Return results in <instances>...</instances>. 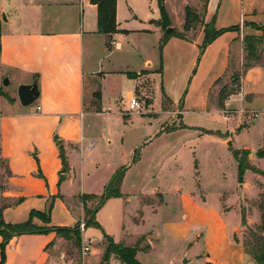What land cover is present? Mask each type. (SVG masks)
<instances>
[{
    "label": "crops",
    "instance_id": "0c3cea01",
    "mask_svg": "<svg viewBox=\"0 0 264 264\" xmlns=\"http://www.w3.org/2000/svg\"><path fill=\"white\" fill-rule=\"evenodd\" d=\"M152 1L117 0L118 28L127 33L115 34L110 50L108 37L98 32V9L91 0H0V67L3 76L10 81L15 80L17 87L37 81L40 90L35 110L23 107L18 96L12 95V102L0 96L4 108L0 115V156L7 167L4 188L0 190V208L5 206L3 217L7 223L27 222L32 211L46 212L52 205L50 223H45L39 217H35L33 223L48 228H73L81 224L85 217L83 203L79 202L80 196L101 197L114 174L123 167H126L121 188L123 196L109 199L108 202L122 199L127 204L129 198L134 196L137 208H148L152 213L160 214L165 202L160 188L154 186L146 192L139 190L135 195L127 189L133 167H137L143 157L134 162L135 153L133 149L125 148V138L137 130L141 134L147 132L144 142L150 139L153 142L164 134L182 136L187 132L201 137L212 136L209 132H222L206 127L202 122L212 125L214 117L222 115L220 109L211 105L212 95L218 83L227 79L230 72L243 71L244 39L247 36L260 37L261 31L254 29V26H264V0H206L202 9L205 21H214L217 30L226 31L203 51L202 36L191 38L188 34L187 39L173 36L168 38L160 51L165 31L154 24L161 19V14L158 0L154 3L157 13L151 14ZM188 6L191 5L187 2L183 5L185 9ZM192 6L200 10L196 4ZM168 14L171 17V13ZM181 16L177 24L172 20L173 16L170 18L173 28L178 32L184 31L185 10ZM134 37L153 38V50L157 45L156 52L144 58V55H140L134 64L135 70L130 69L132 64L115 66L114 53L128 55L129 39ZM262 54V64L242 74L240 91L229 97L225 107L235 110L229 120H232L233 130H238L242 122L248 119L240 111L258 112L259 116L241 130L250 132L254 128L264 140V42ZM128 72L138 76L130 79ZM117 77L124 80L118 82L115 79ZM144 81L150 82L149 89L143 86ZM140 86L142 94L150 93L146 108L131 113L129 108L124 110L116 107L114 125L94 124L95 117H106L113 112L106 105H115L121 94L118 89L127 90L129 101L135 97ZM98 91L101 94L100 111L94 105V94ZM157 101L161 110L155 109ZM133 116L139 117L136 121L140 127L133 126ZM168 124H174L172 131L166 130ZM224 135L221 142L228 144L232 138L229 130ZM96 137L105 139L106 146L97 147ZM92 142H95V146L89 149ZM178 142L182 143L178 139L169 148L173 146L174 150H178L179 145L175 146ZM60 144L66 152L69 165V172L64 175L61 183ZM114 144L117 146V155L111 158ZM248 147L244 146L242 150L252 152ZM85 152L92 155L97 166L103 160L104 163L108 162L106 168L110 169L93 180L90 186L85 175ZM77 154H80L81 159L80 174L76 172L75 166ZM132 160V165L128 166ZM38 172L50 178L53 184L79 186L80 192L76 195L72 193L73 201H70L59 187L48 191L44 179L37 177ZM259 183L255 187L256 194L259 193ZM250 190V184L245 183L241 191L244 201L247 200L245 193ZM73 192L78 191L75 189ZM176 192L180 195L181 216L166 222L164 227L176 241L184 244L193 241L196 246L205 236L204 251L196 256L199 262L257 264L246 254L241 240L217 245L215 249L209 247V243L214 247L219 238L216 224H223L217 215L220 211L211 212L217 221L210 220L198 207L195 194L182 192L179 187ZM231 194L234 198L238 195L235 196L234 192ZM250 197L254 199L252 194ZM241 206L236 199L232 206L224 204V210L227 213H239ZM200 214L206 217L203 221L196 219ZM134 215L133 223L143 224V214L138 209ZM241 227L232 228L235 235ZM88 228L83 234V240L93 239L94 244L99 242L91 235L86 237ZM103 234L106 235L104 231ZM151 235L127 234L124 240L113 239L116 243L127 245L132 239L148 236L150 243L137 253V260L142 264H151L146 255L158 247ZM2 241L0 236V244ZM57 241V233L53 231L16 236L6 248L4 264H51ZM210 260L212 262L207 263ZM190 261L193 263V259ZM176 262L174 260L168 264Z\"/></svg>",
    "mask_w": 264,
    "mask_h": 264
},
{
    "label": "rangeland",
    "instance_id": "374dc122",
    "mask_svg": "<svg viewBox=\"0 0 264 264\" xmlns=\"http://www.w3.org/2000/svg\"><path fill=\"white\" fill-rule=\"evenodd\" d=\"M165 7L169 13H171V17L173 16L174 23H178L182 18L181 13L185 10L183 7L184 3H189L191 8L192 5L199 6L200 10L195 9L202 19V23L195 29L189 31L187 34L191 38H197L199 35L202 36V40L205 37V26L208 24L203 15V6L206 0H164ZM155 0L150 4V11L152 13H157L156 8L154 6ZM202 7V8H201ZM157 24V21L154 22ZM171 28L172 22H171ZM169 27V28H170ZM168 29V28H167ZM166 29V30H167ZM176 29V28H173ZM254 29L261 31V35H264V30L262 26H254ZM163 30V29H162ZM166 30L164 33H166ZM164 31V30H163ZM154 40L151 37L143 38V37H134L133 39H129V54L128 55H117L114 53V63L115 66L125 67L127 64H132L130 69L135 70L134 64L140 58V55H151L156 52V49L153 50ZM112 50V49H110ZM237 72H230L227 79H223L218 84V87L214 90V93L211 98V105L213 107H217V100L221 89L226 84H231L232 75ZM240 73V72H239ZM6 76H3L2 69L0 67V90L1 92L7 94L10 98L15 95L18 96V87L16 85L15 80L10 81L9 86H4V80ZM118 82L120 80H124L122 77L115 78ZM121 81V82H122ZM145 82V83H144ZM142 84L146 89H149L150 82L144 81ZM123 88V87H122ZM139 91L136 92L135 97H137L140 102L142 108H146V103L149 100L150 93L142 94L140 91L141 86L138 88ZM120 97L117 99L115 105L112 106L106 105V107H111V111L113 112L106 117H95L94 124L97 125L101 123L106 125L110 123L114 125L113 119L115 117L116 107L123 108L127 110L129 108V101L127 100V90L126 89H118ZM150 91V90H149ZM158 102V101H157ZM156 102L155 109L161 110L159 106V102ZM37 103V102H36ZM36 103L33 104L29 108L30 110H35ZM94 103H97L96 99ZM2 103L0 101V115L1 112L4 111L2 107ZM126 106V107H125ZM219 109V108H218ZM222 111V115H216L214 117V124L210 125L208 122H202L206 127L217 129L222 131L219 134L204 135L196 137L193 133H183L175 135H163L162 138L157 139L153 142L152 140H147L144 142L147 137L146 134H141L140 130L133 131V133L129 134L128 138H125V148L133 149L136 158L143 157V161L137 166L133 167V171L130 175L129 182L127 183V189H129V193L132 195L142 190L143 192L150 191L152 187L156 186L161 189L162 194H164L165 202L163 207V211L160 214H154L150 211V209H142L138 207L135 197L129 198V203L125 204L122 199H114L110 200L107 204L105 203L104 207L101 208L99 214H97L96 220L99 226H90L87 230L86 237H90V235L95 238V241H99L92 245L91 253L84 255L83 254V234L82 235V243L80 247H76L74 244L73 235L69 231H57L58 241L55 244L54 248V258L51 264H124L114 255L111 256L109 262L103 260V256L107 247V241L103 234V231L106 235L111 236L117 241L124 240L125 235L132 234L134 236H141L144 234L152 233L151 238L154 243L158 244V247L154 249L150 254H147L148 262L151 264H168L171 261H174L178 264H183L185 259L189 260L187 264H204V261L200 262L196 259L197 254L202 253L204 251V238L199 242L198 245L194 246L193 241H190L189 244H184V242L176 241L172 235H170L164 224L170 220H175L181 216V206L179 201V194L176 192V189H181L182 192H188L195 194L194 199H196L198 203V207H200L208 216L210 220L217 221L214 214L211 212H219L217 213L218 217H220L223 221V224H216L217 230L219 233V238L217 239L216 244L212 247V243H209V247L215 249L217 245L223 246L227 242H236L235 237L241 240V242L250 240V230H257V228L261 225V216L264 213V177L256 174L252 171L246 172L244 175V183H249L252 190L247 191L246 198L247 200H243L241 196V188L242 185L239 183L238 178V162L235 159L236 151H244L242 150L244 146H249L250 150H256L251 152L249 156V162L252 166L257 169L264 170V161L263 158L257 157V151L263 146L264 140L261 138L259 132L256 129H251L250 132H246L241 130L246 127L250 119L244 120L239 127V130H233L232 128V120L229 121L227 117L233 114L235 110H230L225 107ZM136 112V111H134ZM225 115V116H224ZM176 117V115H174ZM179 116V115H177ZM226 117V119H225ZM136 116L132 117L133 126L140 127L139 123L136 121ZM227 120V121H226ZM86 124H88V120L86 119ZM131 124V123H130ZM244 126V127H243ZM174 124L167 126L166 130L173 129ZM229 130V136L232 137V144L227 145L223 144L221 141L225 137V132ZM241 130V131H240ZM237 131H240L236 134ZM148 134L150 135L151 133ZM180 136V137H179ZM180 141L182 143H177L175 146H178V150H174L172 144L176 141ZM97 147L98 146H106L105 139L99 137L95 138ZM117 146L114 144V148L112 149L111 158H115L117 155L115 152V148ZM88 152H85V175H87L88 186H90L96 178L106 174L110 169L106 168L108 162L104 163L103 160L100 162V166H97L92 155H88ZM37 161V160H36ZM80 154L76 156V172L80 174ZM98 161V159L96 160ZM38 163V161H37ZM132 162L128 165L131 166ZM39 164V163H38ZM40 168V165H39ZM38 178L44 179L46 182V189L48 191H52L54 188L59 187L62 191V194L66 196L67 199L73 201V194L75 195L80 192V187L75 186H66L64 183L61 185L53 184V181L47 177H44L40 172L37 173ZM7 177V167L4 159L0 156V190L4 188L3 184L5 183V179ZM79 180V179H78ZM260 181V189L258 190V194H256L257 183ZM93 185V184H92ZM77 190L78 192H73V190ZM235 193L236 198L231 194ZM253 195L254 199H249V195ZM256 194V196H255ZM203 196V198H202ZM223 196L227 197L226 199ZM97 198H100L99 196ZM205 199V200H204ZM236 199L239 202V213L235 211L227 213L224 210L225 205H233L236 202ZM79 202L82 203L81 198H79ZM156 203H160L159 200H155ZM155 203V204H156ZM98 202L95 200H88L87 206L94 209L97 206ZM84 206V205H83ZM245 210L246 213V224H242V216L241 209ZM139 210L143 214V224H134L133 216H136V210ZM158 207H156V210ZM218 210V211H217ZM90 216L87 211L85 212L84 221L82 223L87 224ZM205 215L200 214L196 217L199 221H203L205 219ZM81 223V224H82ZM36 225V224H35ZM241 227L238 229V232L235 233L232 231L234 226ZM38 226V225H36ZM40 228L46 226H38ZM222 229L224 231L222 232ZM202 232H204L202 230ZM259 233V230H257ZM206 234V231L204 232ZM235 235V237H234ZM133 241H129L127 243V247L138 245L139 248H142L148 241V236H143L140 238L132 239ZM124 245V244H123ZM189 245H192L189 248ZM151 247V244L148 246ZM145 248V247H144ZM193 259V263L190 260ZM212 260L207 263H211Z\"/></svg>",
    "mask_w": 264,
    "mask_h": 264
},
{
    "label": "trees",
    "instance_id": "16d2710c",
    "mask_svg": "<svg viewBox=\"0 0 264 264\" xmlns=\"http://www.w3.org/2000/svg\"><path fill=\"white\" fill-rule=\"evenodd\" d=\"M93 5L97 6L98 9V32L106 35L108 37V47L112 48L113 36L115 34H125L126 31H122L118 28L117 23V0H91ZM159 10L161 14V19L157 21V24L165 31L167 28L171 26V19L169 17L168 11L165 7L164 0H158ZM202 23V19L198 12L191 8L186 7L185 9V23H184V31L178 32L176 29L169 33H165V38L162 39L160 43L159 50L162 51L166 41L170 37H177L181 39H187V33L191 30H195ZM235 28H232L234 30ZM264 30V26H262ZM226 30H217L214 24V21H211L205 26V37L203 43L201 45V50L203 51L209 44H211L217 37H219ZM1 33V32H0ZM264 35L257 36H247L244 39V50H245V58L243 71L237 72L232 75L231 84H226L220 91L217 107L220 110L225 109V102L229 99L230 96L237 94L240 91V80L242 74L248 69L260 65L263 62V48ZM1 49V47H0ZM143 74V73H142ZM127 76L130 79H135L138 75L135 73L128 72ZM219 84V83H218ZM0 96L6 97L9 101L12 102V98H10L7 94L0 91ZM94 97L97 103H94L96 109L100 111L99 101L101 99L100 92H96ZM173 129H170L172 131ZM239 130V129H238ZM208 133V132H207ZM211 134H216L214 132H209ZM57 139V138H56ZM59 155L62 162V170L60 171V183L65 178L64 175L69 172V165L67 161L66 152L60 144L59 146ZM251 152L249 150L244 151H236L235 159L238 162V178L239 183H244V175L247 171H252L260 176L264 177V170L257 169L252 166L249 162V156ZM258 158H264V142L263 146L257 151ZM137 160L136 155L134 158V162ZM126 172V167L118 170L110 182L104 189V193L100 198L91 195H82L80 196L82 203L84 205L85 212L87 211L90 216L87 221L86 228L92 226H99L96 221V214L103 207V205L112 198H120L123 196L121 192L122 183L124 180ZM96 200L98 202L97 206L92 209L87 206L88 200ZM5 206L0 208V236L3 238L2 243L0 244L1 251V260L0 264L5 263L6 259V248L9 242L16 236L26 235V234H40V233H49L57 231H69L73 235V240L75 241L76 247H80L82 243V235L80 224L74 226L73 228H60V227H38L33 223V219L35 217H39L45 221V223H50V213L52 210V205L48 208L46 212H37L32 211L31 217L27 222L12 224L7 223L3 217V210ZM242 215V224H246V213L245 210L241 209ZM261 225L257 228V230H250V240L242 242L243 247L247 255H249L252 260L257 264H264V213L261 216ZM107 241V247L103 256V260L109 262L111 256L117 257L124 264H142L137 260V253L141 250L138 245L127 247L121 243H116L113 238L108 235H105ZM237 242H240L238 238L235 237Z\"/></svg>",
    "mask_w": 264,
    "mask_h": 264
},
{
    "label": "water",
    "instance_id": "95a60500",
    "mask_svg": "<svg viewBox=\"0 0 264 264\" xmlns=\"http://www.w3.org/2000/svg\"><path fill=\"white\" fill-rule=\"evenodd\" d=\"M173 31V28H168L166 30V33H171ZM10 80L8 77L4 80V86H9ZM40 98V90L38 86V82L34 81L32 84H22L18 87V99L21 103V105L25 108L32 106L35 104L38 99ZM232 142L229 141L227 145H231ZM241 191L243 192L244 184L240 186ZM189 260L185 259L183 261V264H187Z\"/></svg>",
    "mask_w": 264,
    "mask_h": 264
},
{
    "label": "built area",
    "instance_id": "2783aa9c",
    "mask_svg": "<svg viewBox=\"0 0 264 264\" xmlns=\"http://www.w3.org/2000/svg\"><path fill=\"white\" fill-rule=\"evenodd\" d=\"M113 44H114V42H112V45ZM141 109H142V106H141L140 100L137 97L131 98L129 101V112H131V113L134 111L139 112V111H141ZM240 113L242 115H247L248 119H250V120L256 119L259 116L258 112L246 113L245 111H240ZM227 119L230 120L231 119L230 116L227 117ZM94 146H95V142H92L89 145V149H92ZM80 229H81V232L84 233L86 230V225L84 223L80 224ZM93 244H94L93 239H87L84 241V244L82 247L84 255L91 253V247Z\"/></svg>",
    "mask_w": 264,
    "mask_h": 264
}]
</instances>
